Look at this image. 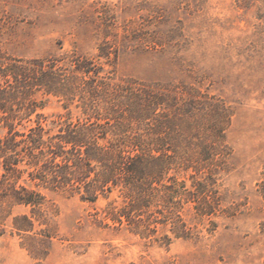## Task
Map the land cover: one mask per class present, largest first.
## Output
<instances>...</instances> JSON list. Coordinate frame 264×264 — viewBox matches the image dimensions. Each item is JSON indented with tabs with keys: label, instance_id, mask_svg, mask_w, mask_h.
Returning a JSON list of instances; mask_svg holds the SVG:
<instances>
[{
	"label": "rangeland",
	"instance_id": "1",
	"mask_svg": "<svg viewBox=\"0 0 264 264\" xmlns=\"http://www.w3.org/2000/svg\"><path fill=\"white\" fill-rule=\"evenodd\" d=\"M73 53L115 83L176 94L170 112L191 125L180 151L219 144L209 160L188 163L201 167L196 178L210 177L217 209L201 216L193 201L175 206L157 195L119 223L107 213L124 204L119 188L95 201L43 188L44 217L32 230L12 225L30 207L0 221V264H264V0H0V56ZM43 98L41 123L52 133L86 117ZM171 167L162 182L191 188L194 168Z\"/></svg>",
	"mask_w": 264,
	"mask_h": 264
},
{
	"label": "trees",
	"instance_id": "2",
	"mask_svg": "<svg viewBox=\"0 0 264 264\" xmlns=\"http://www.w3.org/2000/svg\"><path fill=\"white\" fill-rule=\"evenodd\" d=\"M102 70L94 59L77 53L26 60L0 56V127L6 128L0 134V221L15 206L30 207L32 215L13 218L19 233L32 230L35 220L44 217L43 188L76 192L87 201L119 188L124 204L107 211L119 223L121 216L130 221L129 210L148 206L149 197L157 195L175 206L193 201L201 216L216 211L210 177L196 178L201 167L188 163L209 160L219 144L211 140L193 154L181 152L179 143L189 136L191 125L183 115L170 112L176 94L132 81L115 83L100 75ZM46 96L58 98L64 108H82L85 119L65 121L52 133L38 111ZM33 115L34 124L24 125ZM172 164L194 168L191 188L171 176L162 182ZM25 173L30 181L19 183ZM177 219L176 229L185 232Z\"/></svg>",
	"mask_w": 264,
	"mask_h": 264
}]
</instances>
